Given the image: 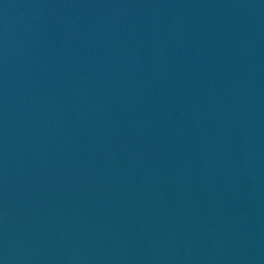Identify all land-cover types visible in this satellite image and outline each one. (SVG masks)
<instances>
[{
	"label": "water",
	"instance_id": "1",
	"mask_svg": "<svg viewBox=\"0 0 264 264\" xmlns=\"http://www.w3.org/2000/svg\"><path fill=\"white\" fill-rule=\"evenodd\" d=\"M0 264H264V0H0Z\"/></svg>",
	"mask_w": 264,
	"mask_h": 264
}]
</instances>
